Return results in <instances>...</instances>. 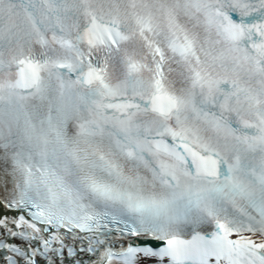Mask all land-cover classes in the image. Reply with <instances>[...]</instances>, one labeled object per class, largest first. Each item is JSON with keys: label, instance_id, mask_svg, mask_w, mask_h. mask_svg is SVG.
I'll return each mask as SVG.
<instances>
[{"label": "snow or ice", "instance_id": "snow-or-ice-1", "mask_svg": "<svg viewBox=\"0 0 264 264\" xmlns=\"http://www.w3.org/2000/svg\"><path fill=\"white\" fill-rule=\"evenodd\" d=\"M0 264H264V0H0Z\"/></svg>", "mask_w": 264, "mask_h": 264}]
</instances>
